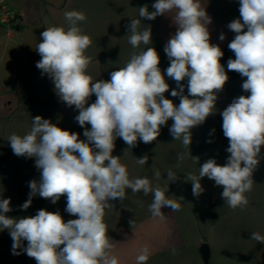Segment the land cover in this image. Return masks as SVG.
<instances>
[{
  "label": "clouds",
  "instance_id": "9594fccd",
  "mask_svg": "<svg viewBox=\"0 0 264 264\" xmlns=\"http://www.w3.org/2000/svg\"><path fill=\"white\" fill-rule=\"evenodd\" d=\"M151 7L153 11L147 5L138 8L139 19H131L127 26L128 43L133 49L149 45L151 28L140 30L141 20H155L175 10L176 31L164 46L170 62L164 71L176 82L170 95L179 97L178 105L164 95L169 84L154 47L134 51L124 67L111 71L109 80H94L88 73L92 57L86 55L92 41L80 27L87 19L85 13L65 11L67 27L52 26L41 32L35 49L41 59L36 67L53 81L60 100L78 110L74 119L86 139L35 116L28 132L13 133L7 140L16 156L35 158L40 170L39 181L29 182V198L20 207L29 208L36 195L53 204L66 196L65 211L77 218L65 221L59 212L46 209L35 216L10 218L6 215L13 210L10 198H0V231H9L13 255L22 248L37 264H119L104 222L105 210L114 208L110 201H122L125 190L131 189L152 194L149 211L154 217L163 215L162 208L179 210L180 205L147 177L130 178L121 157L113 155L115 141L121 138L128 148L138 140L151 143L171 120L170 134L189 148L191 129L215 114L218 93L229 77L220 62L221 47L210 42L212 21L200 0H155ZM227 27L235 33L228 43L235 58L227 61V69L246 77L242 89L249 94L234 98L220 113L223 135L229 142L226 163L220 165L210 158L200 165L198 175L189 174L186 180L191 181L196 197L204 191L202 178L214 181L223 189L224 203L235 210L248 204L246 193L255 183L253 173L264 147V0H239V18ZM219 40H225L223 33ZM93 95L95 102L89 104ZM183 159L178 155V160ZM147 161V156L136 158L139 165ZM155 177H160L159 170ZM167 179L177 177L169 170ZM250 239L264 244L259 232L251 233ZM24 241L26 247H22ZM148 258L144 249L136 264H147Z\"/></svg>",
  "mask_w": 264,
  "mask_h": 264
},
{
  "label": "rangeland",
  "instance_id": "374dc122",
  "mask_svg": "<svg viewBox=\"0 0 264 264\" xmlns=\"http://www.w3.org/2000/svg\"><path fill=\"white\" fill-rule=\"evenodd\" d=\"M119 1L121 2V0ZM144 4L145 2H141L140 7ZM208 6L212 19L220 23L231 22L239 18V0H208ZM126 7L127 10L132 9V0L126 1ZM12 13L15 15L14 22H17L19 20L18 15ZM127 26H124L122 30L126 37L128 35ZM145 28L147 26L141 20L140 30ZM153 33L155 34V31ZM157 33H159L158 28ZM234 36L235 33L232 39ZM164 46L157 39L156 43L152 41L149 45L141 44L138 49H133L126 40L120 48L125 55L124 65H126L134 51L139 52L148 47H154L160 57L159 67L169 84V91L164 95L178 105L179 97L170 95L171 90L177 88L176 82L168 78L164 71L170 63L164 52ZM221 50L224 55L220 62L225 67L229 79L223 90L218 93L215 114L207 117L202 125L191 129L192 143L189 148H185L180 141L174 140L169 131L172 124L170 120L166 126L161 127L160 135L151 143L145 144L138 140L135 147L128 148V145L121 138H117L113 155L121 157L120 162L127 167L130 178L147 177L153 186L158 185L165 190L167 198L169 196L183 198L184 203L180 207H189L193 221L207 242L217 252L216 258H212L209 264H264V244L250 239L253 232L264 235V218L261 217L264 212V147L261 151L260 164L253 173L255 183L252 190L246 193L248 204L243 208H236L235 210L229 208L221 197L222 187L216 186L214 181L207 177L200 181L204 191L198 197L192 193L191 181L186 180L189 174L198 175L200 165L210 158L216 159L220 165L226 163L229 155L226 149L229 142L223 135L220 113L234 98L249 94L242 89V83L246 77L227 69V61L230 58H235L234 53L228 46ZM182 83L185 84L184 94L187 95V79ZM24 97L26 98L24 105L25 107L28 106L29 109L35 107L37 101L36 106H38L37 111L39 112L37 116L49 119L64 130L79 133L80 139H86L83 136L84 129L74 119L79 114L78 110L75 109V106L69 107L62 102L56 92H27L24 93ZM95 99L94 95L90 97L89 104L95 102ZM32 114L29 118H33L36 112ZM24 126L25 124L21 122L14 124V133H19ZM86 127L90 128L91 126L87 125ZM213 129H215L214 132ZM178 155H183L184 159L178 160ZM144 156L148 157L147 163L144 165L137 164L136 158ZM193 157L198 158V161L194 160ZM24 162L30 164L31 167L28 170H20L21 164ZM156 170L160 172L159 178L155 177ZM169 170L175 173L177 177L175 181L167 179ZM39 179L40 170L35 167V158L18 157L10 147L0 146V198H10V207L13 209L6 213L7 216L10 218L35 216L38 210L46 209L49 212H59L65 221L76 219L77 217L71 216L65 211L66 196H62L57 203L53 204L50 199L36 195L32 198V204L29 208L24 210L20 207L29 198V182L32 180L39 181ZM152 199L151 193L145 196L142 192L134 193L131 189H126L122 201L119 198L110 201L114 208L106 209L104 216L110 240L118 226L134 224L140 215L139 212L149 210L151 204L149 202ZM12 244L13 240L9 231L7 229L0 231V264H37L34 258L22 251V248L16 250L20 254L13 255ZM26 245L27 242L24 241L22 247H26Z\"/></svg>",
  "mask_w": 264,
  "mask_h": 264
},
{
  "label": "crops",
  "instance_id": "0c3cea01",
  "mask_svg": "<svg viewBox=\"0 0 264 264\" xmlns=\"http://www.w3.org/2000/svg\"><path fill=\"white\" fill-rule=\"evenodd\" d=\"M126 1L0 0V146L10 147L7 138L14 133V124H25L23 130L16 133L22 136L31 128L30 115L39 114L37 101L32 109L25 107L24 93L55 92L53 81L36 67L41 59L35 50L41 32L52 26L67 27L65 11L85 13L87 19L80 27L92 41L86 50V55L92 57L88 73L94 80H109L111 71L125 66L126 58L120 46L128 37L124 36L123 27L129 25L131 19H139L141 2H145L149 11L154 10L151 5L155 0H132L131 10H127ZM200 3L212 21L208 25L210 42L218 44L221 49L226 48L234 34L227 27L230 22L215 21L210 15L208 0H200ZM5 11L14 12L19 20L14 22L4 18ZM174 16L175 10L155 20H142L147 28H151V33L155 31L151 42L156 43L159 39L163 45L167 43L176 31ZM157 28L159 33L156 34ZM221 33L225 35L223 41L219 40ZM29 167L30 164L24 162L20 170ZM169 199L179 205L184 203L181 198L169 196ZM139 213L134 224L118 226L110 240L112 254L118 257L119 264H136V257L144 249L149 257L147 264H205L200 246L207 240L193 221L189 207H180L175 212L162 208L160 217L152 216L149 210ZM261 217L264 218V212ZM209 245L211 260L216 258L217 252Z\"/></svg>",
  "mask_w": 264,
  "mask_h": 264
},
{
  "label": "water",
  "instance_id": "95a60500",
  "mask_svg": "<svg viewBox=\"0 0 264 264\" xmlns=\"http://www.w3.org/2000/svg\"><path fill=\"white\" fill-rule=\"evenodd\" d=\"M200 253L202 255L203 261L205 264H209V260L211 257V248L209 243L204 242L200 246Z\"/></svg>",
  "mask_w": 264,
  "mask_h": 264
},
{
  "label": "built area",
  "instance_id": "2783aa9c",
  "mask_svg": "<svg viewBox=\"0 0 264 264\" xmlns=\"http://www.w3.org/2000/svg\"><path fill=\"white\" fill-rule=\"evenodd\" d=\"M3 16H4V18H6L8 20H13L14 21L15 15L11 11H5L3 13Z\"/></svg>",
  "mask_w": 264,
  "mask_h": 264
}]
</instances>
